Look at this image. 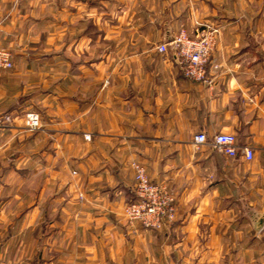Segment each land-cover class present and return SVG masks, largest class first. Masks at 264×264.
I'll list each match as a JSON object with an SVG mask.
<instances>
[{"label": "crops", "instance_id": "1", "mask_svg": "<svg viewBox=\"0 0 264 264\" xmlns=\"http://www.w3.org/2000/svg\"><path fill=\"white\" fill-rule=\"evenodd\" d=\"M199 22L204 83L157 49ZM0 47V264H264V0H0ZM133 162L173 190L161 232L123 216Z\"/></svg>", "mask_w": 264, "mask_h": 264}, {"label": "built area", "instance_id": "2", "mask_svg": "<svg viewBox=\"0 0 264 264\" xmlns=\"http://www.w3.org/2000/svg\"><path fill=\"white\" fill-rule=\"evenodd\" d=\"M197 28L199 33L195 38H191L187 31L182 29L169 44H161L157 49L161 54H167L172 48L184 77L194 82L204 83L208 79L207 68L211 62L220 29L212 24L200 22L197 23ZM13 67L12 52L0 47V79ZM213 68L217 70L219 66L214 65ZM24 123L28 129L32 130L42 127L40 115L34 112L26 114ZM85 139L89 140L90 136L86 135ZM208 141L205 134L194 137L197 148ZM212 144L219 153L229 158L237 157L241 151L233 134H217L213 137ZM242 151L247 161L254 159V151L251 147L246 146ZM131 168L135 172L134 199L124 206L123 216L132 227L140 225L146 230L161 232L176 219L177 205L173 190L167 183L152 181L141 164L133 162Z\"/></svg>", "mask_w": 264, "mask_h": 264}, {"label": "rangeland", "instance_id": "3", "mask_svg": "<svg viewBox=\"0 0 264 264\" xmlns=\"http://www.w3.org/2000/svg\"><path fill=\"white\" fill-rule=\"evenodd\" d=\"M259 9H260V8H257V9L254 8V10H256V11H258ZM24 126H25V123H24ZM25 127H26V126H25ZM42 127H43V124H42ZM42 127H41V128H42ZM26 128H27V127H26ZM41 128H40V129H41ZM27 129H28V128H27ZM28 130H29V132H35V131H37L38 129H35V130L28 129ZM127 224H128V223H127ZM129 226H130V225H129ZM130 227H131V226H130ZM132 228L134 229L135 227H132ZM133 232H135V230H133ZM135 233H136V232H135Z\"/></svg>", "mask_w": 264, "mask_h": 264}, {"label": "water", "instance_id": "4", "mask_svg": "<svg viewBox=\"0 0 264 264\" xmlns=\"http://www.w3.org/2000/svg\"><path fill=\"white\" fill-rule=\"evenodd\" d=\"M263 228H264V222H262V223L260 224V227L257 228V232H261Z\"/></svg>", "mask_w": 264, "mask_h": 264}]
</instances>
